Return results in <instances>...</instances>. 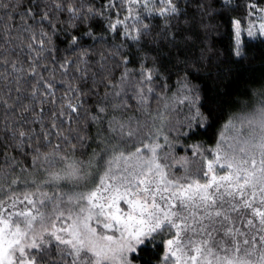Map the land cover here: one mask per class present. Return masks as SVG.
<instances>
[{
    "label": "trees",
    "instance_id": "1",
    "mask_svg": "<svg viewBox=\"0 0 264 264\" xmlns=\"http://www.w3.org/2000/svg\"><path fill=\"white\" fill-rule=\"evenodd\" d=\"M261 7L0 0V206L37 230L82 216L107 233L125 195L152 187L133 264H174L171 249L264 264V37L234 29L255 30ZM47 237L34 264H85Z\"/></svg>",
    "mask_w": 264,
    "mask_h": 264
},
{
    "label": "rangeland",
    "instance_id": "2",
    "mask_svg": "<svg viewBox=\"0 0 264 264\" xmlns=\"http://www.w3.org/2000/svg\"><path fill=\"white\" fill-rule=\"evenodd\" d=\"M258 16L259 20L255 30L242 28L237 21L234 22L235 37L238 43L244 31L249 32L251 37H264V7L259 9ZM37 167V170L26 178L35 180L37 177L42 176L43 169H41V166ZM50 177L59 181L66 179L67 175L55 172V175H50ZM140 181L143 180L140 179ZM2 188L0 187V191L4 190ZM110 188L113 194L107 195L106 200L108 202L118 200L117 196L120 193L117 191L120 190V187ZM147 188L148 190L152 189V187H134L132 193L125 195L127 197L126 209H122L120 206L118 214L120 229L116 227L118 230H109L107 233L98 231L90 219L82 216L64 217L65 219L61 218L55 221L49 229L37 230V227L32 228L29 222L22 221L23 212L21 210L23 209L20 208V205L15 207L14 213L7 211L4 206H0V264H34L28 258L27 253L37 247L41 241L48 238L47 236L68 244L77 259L85 264H101L104 262L133 264L130 260V254L150 237L154 228L151 224L153 204ZM160 189L162 188H154L155 191ZM109 191L108 187H97L92 197L99 196V194L104 195L105 192ZM9 209H12V206L9 205ZM12 213L14 215L13 223L15 224L7 219V215ZM108 227L112 229V226L108 225ZM168 252L174 258V264H229L213 262L206 256L202 257L200 250L186 257L176 249H171Z\"/></svg>",
    "mask_w": 264,
    "mask_h": 264
}]
</instances>
